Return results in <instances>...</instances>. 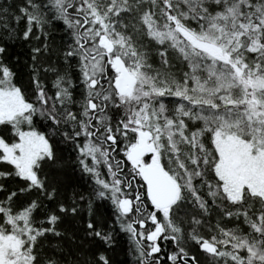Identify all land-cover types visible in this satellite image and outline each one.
Instances as JSON below:
<instances>
[{
	"label": "snow or ice",
	"instance_id": "6c2138e0",
	"mask_svg": "<svg viewBox=\"0 0 264 264\" xmlns=\"http://www.w3.org/2000/svg\"><path fill=\"white\" fill-rule=\"evenodd\" d=\"M0 264H264V0H0Z\"/></svg>",
	"mask_w": 264,
	"mask_h": 264
}]
</instances>
